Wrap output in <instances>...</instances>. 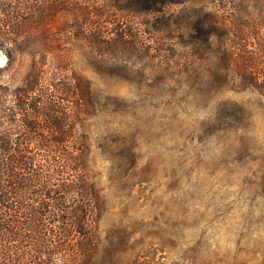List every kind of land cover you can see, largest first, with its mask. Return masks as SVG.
Listing matches in <instances>:
<instances>
[{
    "label": "trees",
    "instance_id": "16d2710c",
    "mask_svg": "<svg viewBox=\"0 0 264 264\" xmlns=\"http://www.w3.org/2000/svg\"><path fill=\"white\" fill-rule=\"evenodd\" d=\"M148 31L172 46L154 48ZM69 41L170 77L188 73L190 58L173 54L190 46L205 62L194 81L264 92V0H0V264H100L105 197L89 121L114 103L60 57ZM25 55L22 82L10 87L5 73Z\"/></svg>",
    "mask_w": 264,
    "mask_h": 264
},
{
    "label": "rangeland",
    "instance_id": "374dc122",
    "mask_svg": "<svg viewBox=\"0 0 264 264\" xmlns=\"http://www.w3.org/2000/svg\"><path fill=\"white\" fill-rule=\"evenodd\" d=\"M149 19L136 17L143 28ZM149 31L154 48L172 46ZM174 49L190 61L188 73L171 77L152 65L107 63L83 42L59 53L114 103L89 121L92 176L105 197L98 260L264 264V92L223 77L217 87L195 82L205 62L190 46ZM22 57L5 73L10 87L22 82Z\"/></svg>",
    "mask_w": 264,
    "mask_h": 264
}]
</instances>
